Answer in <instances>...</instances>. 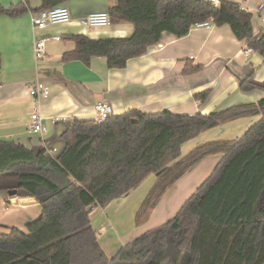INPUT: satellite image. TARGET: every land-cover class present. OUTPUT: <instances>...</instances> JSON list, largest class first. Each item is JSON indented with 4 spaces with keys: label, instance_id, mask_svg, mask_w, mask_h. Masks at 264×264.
Here are the masks:
<instances>
[{
    "label": "trees",
    "instance_id": "16d2710c",
    "mask_svg": "<svg viewBox=\"0 0 264 264\" xmlns=\"http://www.w3.org/2000/svg\"><path fill=\"white\" fill-rule=\"evenodd\" d=\"M67 1L42 0L34 12ZM30 8V0L10 7L0 3V14L18 16ZM109 12L132 23L133 34L72 35L75 48L63 53V61L91 64L102 56L110 69L125 68L130 58L158 45L164 32L181 37L211 17L218 26L229 24L237 39L264 57V31L254 34L253 13L235 0L218 5L210 0H116ZM199 69L188 65L184 73ZM240 89L264 91V80L249 76ZM209 94L197 97L206 100ZM245 115L262 116L242 137L212 140L181 156L183 144L200 132ZM63 139L64 150L57 155L0 139V189L36 196L42 208L28 232L13 228L0 234V264H181L186 252L187 264H264V97L209 114L130 108L103 122L75 118ZM213 153L224 158L181 210L109 259L92 227V209L107 206L155 174L136 214V223L142 224L165 191Z\"/></svg>",
    "mask_w": 264,
    "mask_h": 264
},
{
    "label": "crops",
    "instance_id": "0c3cea01",
    "mask_svg": "<svg viewBox=\"0 0 264 264\" xmlns=\"http://www.w3.org/2000/svg\"><path fill=\"white\" fill-rule=\"evenodd\" d=\"M20 1L0 0V3L10 7ZM235 1L253 13L254 34L264 31V0ZM64 4L75 20L93 11H109L114 5L113 0H69ZM41 5L42 0H30L31 8L25 13L0 14V139L16 141L28 148L44 147L54 154L64 150L66 125L75 118L94 119V106L100 100L112 105L113 115L130 108L195 115L257 103L264 97L263 90L240 89L241 81L249 76L259 82L264 80V57L250 48L245 39H237L229 24H213L209 29L194 25L181 37L164 32L158 45L130 58L125 68L110 69L102 56H95L91 64H86L79 59L63 61L62 55L75 48L72 35L85 34L92 39L127 37L135 31L132 23L113 18L108 28L61 24L35 30L32 13ZM54 35L62 37L56 40L52 38ZM41 36L50 38L45 57L38 60L34 42ZM247 49H252L248 55ZM188 65L200 69L186 74L184 69ZM36 77L50 87L49 95L41 99V113L48 129L45 136L28 130L33 107L29 82ZM203 91L210 92L206 100L197 97ZM261 116L245 115L204 130L183 144L181 156L212 140L242 137ZM53 117L61 119L54 122ZM223 156V153L205 156L183 173L142 224L136 223V214L157 179L155 174L148 175L128 194L107 206L93 208L91 224L107 257L111 259L123 245L173 218ZM8 190L0 189V234L10 233L13 228L28 232L27 225L42 215L40 201L36 196L10 195Z\"/></svg>",
    "mask_w": 264,
    "mask_h": 264
},
{
    "label": "built area",
    "instance_id": "2783aa9c",
    "mask_svg": "<svg viewBox=\"0 0 264 264\" xmlns=\"http://www.w3.org/2000/svg\"><path fill=\"white\" fill-rule=\"evenodd\" d=\"M214 5H218L220 0H210ZM32 23L35 30H43L50 25H79L84 28H108L113 23V17L109 11H93L85 16H81L75 20L73 18L70 9L65 4H60L48 9L32 13ZM214 24L213 18H209L207 21L198 23L196 26L211 28ZM62 36L54 35L52 38L60 40ZM49 36L37 37L34 42L35 57L41 60L47 53L46 42ZM252 49H247L245 54L248 55ZM50 93V87L45 84L39 78H34L29 82V95L33 97V107L30 115V121L28 124V130L32 133H37L41 136H45L48 132L46 127L45 118L41 113V99L46 98ZM95 116L94 119L98 122H103L106 119L113 116L112 105L106 100H100L96 102L94 106ZM66 118V117H64ZM59 117H53V121L60 120ZM56 150V148H55ZM54 150V151H55ZM49 153L52 151L48 150Z\"/></svg>",
    "mask_w": 264,
    "mask_h": 264
},
{
    "label": "water",
    "instance_id": "95a60500",
    "mask_svg": "<svg viewBox=\"0 0 264 264\" xmlns=\"http://www.w3.org/2000/svg\"><path fill=\"white\" fill-rule=\"evenodd\" d=\"M8 192L10 195H16L17 188L16 189H9ZM188 258H189L188 253L186 252L183 256V260H182L181 264H187Z\"/></svg>",
    "mask_w": 264,
    "mask_h": 264
},
{
    "label": "rangeland",
    "instance_id": "374dc122",
    "mask_svg": "<svg viewBox=\"0 0 264 264\" xmlns=\"http://www.w3.org/2000/svg\"><path fill=\"white\" fill-rule=\"evenodd\" d=\"M113 3H116V0H113ZM105 10V9H104ZM59 152H54V155H57Z\"/></svg>",
    "mask_w": 264,
    "mask_h": 264
}]
</instances>
